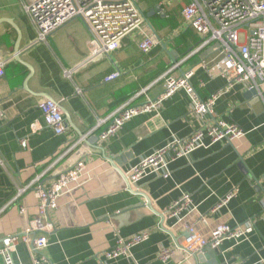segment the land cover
Here are the masks:
<instances>
[{"label": "crops", "instance_id": "0c3cea01", "mask_svg": "<svg viewBox=\"0 0 264 264\" xmlns=\"http://www.w3.org/2000/svg\"><path fill=\"white\" fill-rule=\"evenodd\" d=\"M32 1L0 0V55H19L22 61H10L0 79V239L40 223L36 192L31 189L18 198L19 189L51 165L54 167L42 180L45 186L84 161L93 179L60 197L57 209L50 213L54 232L48 237L46 255L52 264H103V252L113 248L118 237L128 239L144 231L151 232L150 238L133 247V259L125 257L108 264H199L183 252L167 261L160 259L162 249L180 244L186 236L182 227L173 230L174 219L165 217L170 205L184 194L191 196L198 214L208 217L205 226L198 225L205 234L218 224L254 223L247 241H226L218 249V264L264 261V102L243 85L226 89L225 79L211 77L201 68L202 62L212 66L221 59L219 47L211 44L190 56L201 40L193 29L184 27L181 5L160 0L148 9L139 0L145 15L159 6L164 17L156 13L151 18L160 15L169 19L168 27L155 29L149 18L155 32L147 23L145 26L146 33L161 45L144 54L138 46L141 34L126 37L110 57L82 65L67 79L64 70L75 68L88 55L90 33L77 18L46 42L35 45L36 29L25 11ZM187 57L181 70H195L193 83H204L205 87L199 88L204 99L226 89L216 102L214 119L232 121L245 136L233 144L198 149L188 159L171 164L170 178L152 173L130 189L126 174L140 159L166 145L173 136L187 138L213 119L191 115L190 99L179 91L164 102L160 117H135L106 141L99 138L104 130L100 122L145 88L149 89L138 102L158 97L163 84L156 81ZM117 69L122 76L105 83L104 79ZM45 100L60 104L66 134L57 136L45 127L39 108ZM23 139L28 140L26 150L21 148ZM230 193H236L235 197L215 212L219 201ZM36 233L40 234L37 231L32 236ZM31 257L27 245L20 242L16 264H32ZM210 261L212 257L205 264Z\"/></svg>", "mask_w": 264, "mask_h": 264}, {"label": "built area", "instance_id": "2783aa9c", "mask_svg": "<svg viewBox=\"0 0 264 264\" xmlns=\"http://www.w3.org/2000/svg\"><path fill=\"white\" fill-rule=\"evenodd\" d=\"M164 2L167 5H181L184 27L193 29L200 37L199 47L190 56L211 44L219 47L221 59L212 66L202 62L201 68L211 77L215 75L225 79L226 89L243 85L247 91H256L264 102V0H165ZM25 11L36 29L35 45L46 42L73 19L80 18L85 24L90 33L88 55L75 68L64 70L67 79H71L73 73L82 65L110 57L120 49L121 42L126 37L141 34L143 39L138 46L144 54L151 53L161 45L158 39L145 31L146 21L139 0H33L31 4L25 6ZM15 58L16 55L13 57L0 55V79L5 76L7 64ZM188 58L175 63L159 77L156 83L163 84V92L158 97L138 102L149 89L145 88L119 105L100 122L104 130L99 138L101 141H106L135 117L145 114L160 117L164 102L179 91H184L188 95L191 115L213 119L211 123L195 130L187 138L173 136L166 145L140 159L126 174L130 189H135L152 173L165 179L170 178L171 164L180 159H188L198 149H208L218 143L233 144L245 136L243 129L232 121L214 119L216 102L226 89L204 99L199 91V88L205 87L204 83L199 82L197 85L193 83L195 70L186 72L181 70L182 63ZM178 71L181 74H177ZM121 76L122 72L117 69L108 75L104 82H114ZM80 93L81 91L77 89V94ZM39 108L46 128L57 136L67 133L68 127L59 103L45 100ZM0 114L2 115V112ZM38 128L42 129L36 125V129ZM82 141L81 139L77 144H82ZM21 148L28 149L27 139L21 141ZM0 162L3 163L1 160ZM53 167L54 165H51L46 172L19 189L18 198L28 190L32 189L36 192L39 199L40 223H37V227H26L21 233L2 239L0 243L2 264H16L15 255L20 242L27 245L32 256V264H52L46 255L50 245L48 237L54 232L50 213L57 209L60 197L70 194L93 179L87 164L80 161L45 186L42 180ZM235 195L236 193H230L221 199L214 211L226 207ZM20 213L23 215L24 210L22 209ZM165 217L174 219L176 222L173 230L182 227L186 236L180 244L161 250L160 259L163 261L173 258L177 252H183L188 259H192L207 248L220 249L226 241L236 243L247 241L254 232V223L249 221L236 223L234 226L218 224L210 233H203L198 225L205 226L209 219L198 214L197 207L188 194L182 195L170 205ZM195 217L196 220H190ZM37 231L40 234L36 233L33 237L32 234ZM150 235V231H144L128 239L118 237L114 247L103 252V264L125 257L133 259V247L149 240ZM260 264H264V261Z\"/></svg>", "mask_w": 264, "mask_h": 264}, {"label": "water", "instance_id": "95a60500", "mask_svg": "<svg viewBox=\"0 0 264 264\" xmlns=\"http://www.w3.org/2000/svg\"><path fill=\"white\" fill-rule=\"evenodd\" d=\"M159 13L162 17H164V12L161 9V7L157 6L154 10H152L149 14L145 15L144 14V19L146 21V23L151 27V29H153V27L150 25L149 23V18H151L152 15ZM9 23H11V21H8ZM154 31V29H153ZM155 32V31H154ZM16 52H19V45L17 44L16 46ZM16 60L20 63H22L19 55H16ZM249 93L251 94H257L256 91H249ZM148 204H150L148 202ZM2 242V239H0V243ZM178 242V241H176ZM218 250H212L211 248H207L204 250V252L202 254H199L197 256H195V259L197 260V262L199 264H205L207 262V260L210 259V257H212V261H210L208 264H218L217 263V255H218Z\"/></svg>", "mask_w": 264, "mask_h": 264}, {"label": "trees", "instance_id": "16d2710c", "mask_svg": "<svg viewBox=\"0 0 264 264\" xmlns=\"http://www.w3.org/2000/svg\"><path fill=\"white\" fill-rule=\"evenodd\" d=\"M160 0H141L142 4H145L148 9L154 8ZM180 11H182V6L179 7ZM151 24L158 29L159 27H168L170 25L169 19H162L160 15H156L150 20Z\"/></svg>", "mask_w": 264, "mask_h": 264}]
</instances>
